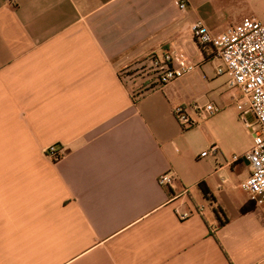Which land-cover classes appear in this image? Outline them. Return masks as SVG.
<instances>
[{"label": "crops", "instance_id": "crops-1", "mask_svg": "<svg viewBox=\"0 0 264 264\" xmlns=\"http://www.w3.org/2000/svg\"><path fill=\"white\" fill-rule=\"evenodd\" d=\"M263 15L264 0H0V264H264V207L242 186L254 113L191 29ZM174 48L197 65L185 77L124 76Z\"/></svg>", "mask_w": 264, "mask_h": 264}, {"label": "built area", "instance_id": "built-area-1", "mask_svg": "<svg viewBox=\"0 0 264 264\" xmlns=\"http://www.w3.org/2000/svg\"><path fill=\"white\" fill-rule=\"evenodd\" d=\"M180 7L184 10L186 2L183 1ZM191 29L198 43L203 47L213 46L216 49L223 63L218 68V73L228 75L230 86L238 88L242 93L238 107L244 109L248 104L249 110L257 117L261 129L256 132L254 144L247 153L252 173L242 186L249 192L252 200L264 207V20L255 16L246 17L218 36H214L201 21L194 23ZM152 63L158 80L163 85L183 78L197 68L186 53L177 48L162 55L155 53ZM197 107L193 103L175 107L174 113L184 128L196 124L190 112ZM206 109L211 113L220 110L213 103L207 104ZM216 149V146L212 148L213 151ZM47 153L54 161H59L66 155L65 149L58 145L48 147ZM207 153L205 151L202 155ZM177 179L175 173L167 172L160 176V184L170 187Z\"/></svg>", "mask_w": 264, "mask_h": 264}, {"label": "rangeland", "instance_id": "rangeland-1", "mask_svg": "<svg viewBox=\"0 0 264 264\" xmlns=\"http://www.w3.org/2000/svg\"><path fill=\"white\" fill-rule=\"evenodd\" d=\"M246 9H248L249 7H245ZM258 19L260 20H264V15L263 16H259L257 17ZM197 45L199 47H202L200 45V43L197 42ZM124 76L125 77H136V76H142L144 78H146L147 80V85H149V87L153 86L154 85V81L155 79L157 78V74H156V71L153 69L152 66H149L148 64L147 65H142V66H136V67H131L130 69L124 71ZM241 94V93H240ZM242 95V94H241ZM203 100H200V102H202ZM254 117H255V122H254V125H253V128L256 130H260L261 127L258 123V120H257V117L255 114H253Z\"/></svg>", "mask_w": 264, "mask_h": 264}]
</instances>
